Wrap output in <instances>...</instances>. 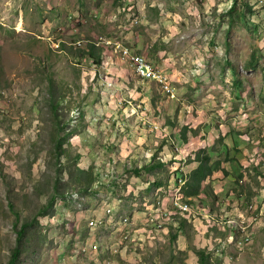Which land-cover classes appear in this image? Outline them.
<instances>
[{"label": "rangeland", "instance_id": "1", "mask_svg": "<svg viewBox=\"0 0 264 264\" xmlns=\"http://www.w3.org/2000/svg\"><path fill=\"white\" fill-rule=\"evenodd\" d=\"M243 2L0 0V264L25 224L15 264H200L199 249L264 264V0ZM107 39L166 83L137 78ZM199 151L222 170L187 198ZM153 157L163 167L127 174ZM253 215L242 244L226 219Z\"/></svg>", "mask_w": 264, "mask_h": 264}, {"label": "trees", "instance_id": "2", "mask_svg": "<svg viewBox=\"0 0 264 264\" xmlns=\"http://www.w3.org/2000/svg\"><path fill=\"white\" fill-rule=\"evenodd\" d=\"M242 4L246 6V3L241 0ZM236 0H233V3L229 6L227 13L231 14L232 11L235 8ZM93 55V51L91 52ZM55 110H57L55 108ZM185 130H183V139L185 140ZM202 151H199L197 154V167L195 170H193L190 174H187L189 176L183 177L182 181H184L185 184L181 186L182 189V195H184L187 198H195L200 196L201 192H203L202 186L206 182V180L211 177L215 172L219 171L220 164H211V154L204 152L205 154H202ZM64 154V151L62 149L61 141L58 142L56 147V157L59 159ZM164 164H162L160 161L156 160V157H153L151 164H144L143 166L135 165L131 166L132 170L128 168L127 174H135L138 177H141L142 172L146 173H152L153 170H156L158 166L163 167ZM222 170V169H221ZM77 178L75 179V182L78 184L77 187L80 188V191H89L90 188L93 186V183L96 181V176L94 177L93 168H88L87 170L81 171L79 170L76 174ZM179 177V176H178ZM179 180V178H177ZM169 184V183H168ZM160 186V181H155L151 184ZM167 186V185H166ZM188 201V200H187ZM191 201V200H190ZM189 202V201H188ZM11 212L15 213V208L13 204H10L9 206ZM182 227H185V223H181ZM29 224H25L21 227L20 230H17V236H18V245L13 249L11 258L8 262V264H15L16 261H18V258L20 256V251L22 250V243L21 239L26 238V235L28 234ZM239 246V245H236ZM199 256V262L200 264H213L211 262V253H209L206 249H199L196 251ZM223 252V249L221 250Z\"/></svg>", "mask_w": 264, "mask_h": 264}, {"label": "clouds", "instance_id": "3", "mask_svg": "<svg viewBox=\"0 0 264 264\" xmlns=\"http://www.w3.org/2000/svg\"><path fill=\"white\" fill-rule=\"evenodd\" d=\"M231 5V4H230ZM229 8V7H228ZM108 40H111V39H107V43H108ZM112 41V40H111ZM108 44H114V47L116 46V41L115 42H111V43H108ZM126 46V45H125ZM126 47H128V46H126ZM129 48V47H128ZM130 50H131V48H129ZM132 51V50H131ZM133 52V51H132ZM115 53H116V51H115ZM133 53H135V54H139V53H136V52H133ZM117 55V54H116ZM139 55H142V54H139ZM144 56V55H143ZM117 58H118V55H117ZM147 59V58H146ZM120 62H123V61H121L120 59H118ZM147 60H149V59H147ZM150 61V60H149ZM151 62V61H150ZM124 64H126L125 62H123ZM152 63V62H151ZM153 64V63H152ZM128 65V64H127ZM154 65V64H153ZM129 66V65H128ZM155 66V65H154ZM99 69L101 70V71H103V73H104V78H103V80H102V82H103V84H104V86H105V89H112V87H114V84H112V86H107L106 87V82H108V81H110V80H107L106 78H108L107 77V75H109V74H105V70L107 69V71H110V69L108 68V62H106L101 68L99 67ZM131 69V68H130ZM132 70V69H131ZM134 73V72H133ZM135 74V73H134ZM135 76L137 77V78H139L136 74H135ZM139 79H141V78H139ZM141 80H146V81H149V82H153V83H156V82H154V81H151V80H147V79H141ZM112 82V81H111ZM157 84V83H156ZM157 85H159V84H157ZM76 111V110H75ZM75 113H78L77 114V116L76 115H74V114H71V121H72V118L73 119H75L76 121L80 118V116H81V114H80V112L79 111H76ZM79 115V116H78ZM155 126V128H156V125H154ZM130 167H131V165H130ZM180 180V179H179ZM183 184H185L184 183V181H183V183L182 184H179V192H181V195H182V189H181V186L183 185ZM158 194V193H157ZM183 196V195H182ZM176 199H178V198H176ZM182 199H183V197H182ZM176 201H178L179 203H181V204H187V205H189V209L187 210V211H183L179 206H177L176 205ZM182 201V200H181ZM160 203V206H158V204ZM174 203H175V206L179 209V211H180V213L181 214H185V213H188L189 211H191V205H190V203L189 202H180L179 200H175L174 201ZM154 205H155V209L156 210H159L158 211V213L157 214H159V213H161L164 209H165V207L164 206H162V204H161V202H155L154 203ZM252 205V208L251 209H249L250 211H253V209H254V205L253 204H251ZM250 205V206H251ZM249 206V207H250ZM155 210V211H156ZM238 211V210H237ZM260 214H257V217H256V219L258 218V216H259ZM255 217V215H253V216H251V219H250V221H249V223L248 224H245V222L244 221H240V222H238V221H235L234 219H231V218H229V219H226L227 221H226V223H228V224H230V225H232L233 226V230L234 231H236V233L239 235V236H241L240 237V239H236V240H242L243 239V233L244 232H242V229H240L239 228V225H242V226H245V225H249L250 224V222H254V221H256V220H253V218ZM230 221H233V223H231ZM160 226V225H159ZM248 227V226H247ZM89 228V227H88ZM245 233H248V231H247V228H246V230H245ZM250 238H251V236H250ZM250 241V239L248 240V241H245V242H243L242 244H244V243H247V242H249ZM241 244V245H242ZM237 245H238V243H237ZM240 245V246H241ZM224 248V247H223ZM223 248H221L220 249V253H222L221 252V250L223 249Z\"/></svg>", "mask_w": 264, "mask_h": 264}, {"label": "bare ground", "instance_id": "4", "mask_svg": "<svg viewBox=\"0 0 264 264\" xmlns=\"http://www.w3.org/2000/svg\"><path fill=\"white\" fill-rule=\"evenodd\" d=\"M22 23L23 22H18V25H17V29L18 30H21V29H23L22 28ZM127 49V48H126ZM123 54V53H122ZM124 55V54H123ZM144 68L145 69H151V73H152V75H150L149 73H143V71L142 70H138V69H136L134 66H133V72L139 77V78H141V79H147V80H151V81H155V82H159L160 80H158L157 81V79H155V78H152V77H147V76H156V73H154V70L159 74V71H158V69L155 67V66H153V64L150 62V61H144ZM138 72H140L141 74H139ZM160 75V74H159ZM156 77H159V76H156ZM162 84H165L166 82H165V80H161L160 81ZM159 84V83H158ZM110 175V174H109ZM79 195V194H78ZM78 195L75 193L74 195H72V197L71 198H73V199H77L78 198ZM82 197V196H81ZM69 198V197H68ZM63 200V199H62ZM69 201V200H68ZM77 201H78V199H77ZM84 202V201H83ZM184 206H186V208L188 209L189 208V205H187V204H182V205H180L179 207H181V209H183L184 210ZM81 209V208H80ZM184 211H187V210H184ZM231 222V221H230ZM239 228L240 229H242V230H246V228H247V226L245 225V226H242V225H239ZM247 237H249L250 238V235L249 234H247L246 235ZM244 238H245V236L243 237V239L242 240H239V241H242L243 242V240H244ZM245 241V240H244Z\"/></svg>", "mask_w": 264, "mask_h": 264}, {"label": "built area", "instance_id": "5", "mask_svg": "<svg viewBox=\"0 0 264 264\" xmlns=\"http://www.w3.org/2000/svg\"><path fill=\"white\" fill-rule=\"evenodd\" d=\"M108 42H112L111 40H108ZM116 47H119V52L123 53L127 59L131 62V65L134 66L136 69L138 70H142L143 73H149L150 75H152L151 73V69H145L144 68V61H149L146 59L145 56L143 55H139V54H135L132 51L123 48L122 44H120V42H116ZM154 66V65H153ZM154 76V75H153ZM156 78V76H154ZM168 91H170L168 88H166ZM176 205L180 206L182 205L181 203H178L176 201Z\"/></svg>", "mask_w": 264, "mask_h": 264}]
</instances>
